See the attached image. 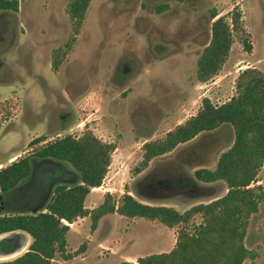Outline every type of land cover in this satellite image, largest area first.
Returning a JSON list of instances; mask_svg holds the SVG:
<instances>
[{"label":"rangeland","instance_id":"obj_1","mask_svg":"<svg viewBox=\"0 0 264 264\" xmlns=\"http://www.w3.org/2000/svg\"><path fill=\"white\" fill-rule=\"evenodd\" d=\"M119 1L92 0L77 34L66 13L68 0H16L17 10H0V168L23 156L32 157L58 137L90 130L116 147L102 184L85 198L87 208L101 203L105 192L116 200L128 192L142 202L173 206L182 212L211 197L153 201L140 194L139 181L153 169L164 167L183 166L189 172L195 167L213 169L219 155L232 144V128L225 124L203 132L153 158L137 172L141 146L194 115L203 97L214 104L228 100L240 70L255 67L264 71V0H168L167 10L160 14L155 12V0H133L129 10L121 9ZM234 7L242 14L251 49L246 51L236 39L218 74L200 82L196 63L210 40V24ZM212 12L217 13L213 19ZM69 42L71 47L54 69L53 60ZM151 48L156 53L149 54ZM126 52L138 58L145 52L149 55L132 70L130 81L118 85L111 76ZM76 79L79 81L73 82ZM72 82L79 85L78 90L70 87ZM71 90L78 91L76 99L62 105V92ZM69 110L76 118L61 129V118ZM41 135L44 141L29 144ZM16 154L20 155L14 158ZM187 158L193 160L191 166L185 165ZM31 163L34 167V156ZM217 183L222 191L215 196L225 187ZM254 184L264 189V164ZM12 196L13 192L0 195V212L17 209L12 206ZM69 226L66 249H79L80 253L68 260L56 256L52 264L136 262L140 256L172 249L176 231L158 220L117 213L103 216L94 230L89 216ZM27 239L17 256L28 248L31 237ZM245 244L256 257L243 264H264V199L251 216Z\"/></svg>","mask_w":264,"mask_h":264},{"label":"trees","instance_id":"obj_2","mask_svg":"<svg viewBox=\"0 0 264 264\" xmlns=\"http://www.w3.org/2000/svg\"><path fill=\"white\" fill-rule=\"evenodd\" d=\"M90 2L68 0L66 13L74 34L80 31ZM166 7L167 4L158 6L156 11L162 12ZM17 8L16 1L0 0V9ZM216 16V12L211 13L212 19ZM236 39L250 51L249 33L243 26L240 10L234 7L210 24V40L196 63L198 81L206 82L218 74ZM70 47L71 42L55 57L54 69ZM225 124L233 130V141L219 155L213 169L195 167L189 172L183 166L164 167L153 169L139 181L143 187L140 194L153 201L211 197L208 202L194 204L182 212L173 206L142 202L128 192L118 200L105 192L101 203L87 208L85 198L92 188L102 184L116 147L90 130L79 135L66 134L39 148L33 154L40 160L37 170L31 163L33 156H23L0 168V195L13 192L12 206L17 207L0 212V234L19 230L31 237L25 252L0 264H52L56 256L71 259L80 250L68 252L66 249L69 224L89 216L94 230L99 220L111 213L158 220L169 228L176 227L172 249L122 264H243L253 260L256 252L246 246L245 239L251 216L264 199L263 187L254 184L264 164V71L255 67L240 70L234 93L228 100L214 104L203 97L194 115L164 136L144 141L142 159L136 169L142 171L153 158ZM44 140L41 135L29 144ZM185 161V165L194 163L188 158ZM66 169L75 174L71 176ZM77 178L79 181L71 184ZM28 179H32L31 183L24 186ZM217 182L225 187L221 195L215 196L222 191ZM196 217L199 221H195Z\"/></svg>","mask_w":264,"mask_h":264},{"label":"flooded vegetation","instance_id":"obj_3","mask_svg":"<svg viewBox=\"0 0 264 264\" xmlns=\"http://www.w3.org/2000/svg\"><path fill=\"white\" fill-rule=\"evenodd\" d=\"M3 1L13 2L16 0H3ZM141 1L142 0H140V2ZM167 1L168 0H155V2H154L155 3L154 4L155 5V7H154L155 12L160 14V13H163L164 11H166L168 8V5H167L166 9H164L162 12H157L156 8L158 6L167 4V3H165ZM174 1H178V0H174ZM132 2H133V0H121V1H119V6L121 9L129 10L132 8V6L130 5V3H132ZM135 2H139V1L135 0ZM178 2H181V1H178ZM0 10H7V9H0ZM147 52L149 54L150 53L154 54L153 52L156 53V50L154 48H151V50H149ZM147 52L143 53L141 58H138V56L137 57H135L133 55L131 56L130 53H128V52H126V54L122 55V57L118 60V62L116 63V66L114 68L113 74L111 76L112 81L118 85H121V84L123 85L124 83L130 81V78H131L130 74L134 71L133 69L135 67H139L141 64H144V62L146 61V57H147V55H149ZM77 81H79V80L76 79L73 82H77ZM72 83H71L70 87L78 90L79 85L77 86L75 83H73V85H72ZM77 92L78 91H76V90H71V91H69V93H66L65 91H63L62 94L65 98H64V101H63V99L61 101L62 105H69V103H72V101L76 99L75 95L77 94ZM65 116L61 118V129H64V128L66 129L68 127V125H70L71 122H73L72 120H75V118H76V115L74 114V112L72 110H69L67 112V114H65ZM35 159H36V163H35V166L33 168L37 170L40 167V160L37 157H35ZM66 173L70 174L71 176H73L75 174L74 171H72L70 169H66ZM39 178H40V180H43V177L41 175ZM31 180L32 179H29L25 185L30 184ZM2 205H3L2 201H0V207Z\"/></svg>","mask_w":264,"mask_h":264},{"label":"water","instance_id":"obj_4","mask_svg":"<svg viewBox=\"0 0 264 264\" xmlns=\"http://www.w3.org/2000/svg\"><path fill=\"white\" fill-rule=\"evenodd\" d=\"M79 181L77 178L73 183ZM37 210H34L36 212ZM28 234L23 231H11L0 234V258H6L14 254H19L27 244Z\"/></svg>","mask_w":264,"mask_h":264},{"label":"crops","instance_id":"obj_5","mask_svg":"<svg viewBox=\"0 0 264 264\" xmlns=\"http://www.w3.org/2000/svg\"><path fill=\"white\" fill-rule=\"evenodd\" d=\"M18 155H20V154H16V155L14 156V158H16ZM10 161H11V160H10ZM171 229H172V228H171ZM174 240H175V234H174L173 239H172V241H171V243H172L173 246H174V243H175ZM172 245H171V246H172ZM173 246H172V247H173Z\"/></svg>","mask_w":264,"mask_h":264},{"label":"bare ground","instance_id":"obj_6","mask_svg":"<svg viewBox=\"0 0 264 264\" xmlns=\"http://www.w3.org/2000/svg\"><path fill=\"white\" fill-rule=\"evenodd\" d=\"M17 255H18V253L17 254H14L12 256H9V257H13V256H17ZM9 257H6V258H9ZM6 258L1 257L0 259H6Z\"/></svg>","mask_w":264,"mask_h":264}]
</instances>
